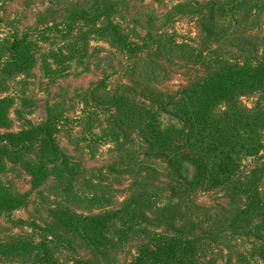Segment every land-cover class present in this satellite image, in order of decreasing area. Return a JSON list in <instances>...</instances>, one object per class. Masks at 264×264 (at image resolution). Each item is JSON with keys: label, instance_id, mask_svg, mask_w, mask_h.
Returning a JSON list of instances; mask_svg holds the SVG:
<instances>
[{"label": "rangeland", "instance_id": "obj_1", "mask_svg": "<svg viewBox=\"0 0 264 264\" xmlns=\"http://www.w3.org/2000/svg\"><path fill=\"white\" fill-rule=\"evenodd\" d=\"M114 1L110 8L105 0H0V196L23 195L18 208L0 212V243L20 239L49 249L22 260L0 256V264H71L95 256L71 230L89 229L82 219L92 215H109L101 228L117 247L111 261L97 264H129L158 229L148 223V202L164 206L170 180L166 163L148 157V99L185 85L204 46L188 15L193 0ZM182 1L185 7L172 9ZM107 19L128 47L99 33ZM16 38L23 46L17 59ZM238 101L249 107L254 98ZM158 121L162 129L181 127L164 114ZM37 125L48 128L57 154L44 135L31 145L26 132ZM260 143L264 157V136ZM253 161L246 156L242 164ZM215 209L213 223L221 212ZM160 214L164 230L168 213ZM249 240L231 241L247 242L249 255Z\"/></svg>", "mask_w": 264, "mask_h": 264}, {"label": "trees", "instance_id": "obj_2", "mask_svg": "<svg viewBox=\"0 0 264 264\" xmlns=\"http://www.w3.org/2000/svg\"><path fill=\"white\" fill-rule=\"evenodd\" d=\"M105 1L110 8L116 4L114 0ZM190 3L194 8L189 7L188 15L193 16L204 47L198 49L195 73L185 85L175 92L155 91L158 98L148 99V157L166 163L170 183L164 206L148 202V223L158 229L148 232V240L136 247L129 264L264 263V157L257 154L264 136V0ZM183 7L182 1L172 9ZM80 13L75 11L74 16ZM228 17V24H224ZM98 31L124 48L129 45L110 19ZM21 44L16 38L11 46L15 59ZM241 96L254 98L253 104L243 105L238 101ZM160 114L179 122V130L160 128ZM4 124L0 117V127ZM26 134L33 139L31 145L44 135L54 155L58 153L48 128L31 126ZM246 156L254 157L247 166L242 164ZM0 157L4 155L0 153ZM22 202L20 193H6V197L0 196V212L14 210ZM215 208L221 212L213 223L209 210ZM162 210L168 213L164 230L158 223ZM84 219L89 229L71 230L96 255L75 259L71 264L111 261L117 247L108 229L101 228L109 222V215ZM234 237L250 238V256L244 247L248 243H232ZM48 251L42 242L15 239L0 243V256L11 259L22 260L32 254L38 257L41 253L46 256ZM42 264L58 262L48 259Z\"/></svg>", "mask_w": 264, "mask_h": 264}]
</instances>
